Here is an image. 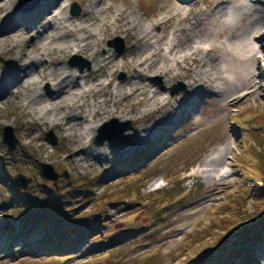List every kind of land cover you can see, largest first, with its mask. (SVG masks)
I'll return each mask as SVG.
<instances>
[{"label":"rangeland","instance_id":"rangeland-1","mask_svg":"<svg viewBox=\"0 0 264 264\" xmlns=\"http://www.w3.org/2000/svg\"><path fill=\"white\" fill-rule=\"evenodd\" d=\"M35 1L14 0L10 10L18 11L21 6L27 7ZM103 1L114 9L121 7L126 12L135 11L145 24L158 20L163 4V0ZM74 4L80 8L79 16L72 14ZM199 5L201 10L206 9L201 1ZM67 7L70 16L79 19L88 5L83 0L81 3L80 0H67ZM37 21L38 18H33V22ZM46 25L47 21L33 27L29 25L32 27L29 31L36 35ZM210 28L213 31L221 29L220 25ZM237 39L238 42L244 40V31L237 34ZM209 40L221 45L229 38L213 36ZM23 45L22 39L18 38L13 48L7 45L2 49L9 58L0 60V73L14 64L19 65ZM29 45L26 43L22 50V63H28L23 60V55ZM131 45L121 36L107 38L103 43L115 56L127 52ZM122 47L123 53L119 54L117 49ZM33 52L36 54V50ZM63 61V64L58 61L59 68H70L77 74H88L94 66L90 57L82 55H72ZM71 62L77 65L73 66ZM80 65L85 68L82 72ZM255 71L262 91L251 103L239 102L230 111L216 112L208 118L194 112L195 120L201 122L189 132L186 127L191 119H181L163 132V125L156 127L153 135L147 133L150 136L147 142L136 146L137 151L152 147H149L151 151L147 158L134 167L115 166L117 160H122L113 155L104 158L113 164L101 163V156H82L84 164L78 166L77 162L71 161L73 155L66 152L69 139L64 133L60 135L47 126L35 133L38 141L27 138L26 134L38 122L32 112L25 110L21 94L18 97L11 95L6 100L0 97V163L5 167L12 188L0 186V264H228L229 256L233 254L229 245L235 239H229L231 242L227 244L224 241L232 230L243 232L246 239L252 240L241 251L244 255L241 260L234 264H245L247 255L255 260L249 264H264V58L257 61ZM124 78L126 73L121 70L115 75L117 82ZM155 79L163 89L162 95L173 99L188 96L186 81L164 83L162 77ZM231 83L240 85L234 79ZM173 88H178L179 93L172 95ZM237 89L239 87L235 91ZM51 90V85L44 82L43 91L49 93ZM201 104L204 110L211 108L206 97ZM173 105L170 109L178 114L176 104ZM135 106L139 116L148 115L152 108L144 103ZM86 110L83 107L82 112L86 113ZM112 119L122 122L117 117L103 120L95 131L93 146L100 148L95 143L96 137L103 125ZM123 123H130L132 129L126 133L128 141L116 147L131 142V135L137 128L146 125L153 129L151 117L145 124L132 120ZM7 127L14 130L19 140L13 152L2 142ZM50 132L55 141L47 136ZM169 133L172 137L166 139ZM105 144L112 145L110 142ZM210 159L214 160L212 168L208 169L210 176H202L199 170ZM37 161L54 167L59 175L58 185L43 179ZM8 164L19 167L11 168ZM216 166L220 175L214 171ZM18 174L32 180L27 190L18 186L15 180ZM222 174L224 177L220 180ZM81 192L91 195L85 197ZM20 194L25 198L33 197L35 201L30 208L18 213L16 205ZM53 202L57 203L54 208ZM44 209L50 210L51 214L43 213ZM26 222L36 223V226L31 233L28 231L21 237V228ZM75 227L85 228L92 234L79 242L73 239L67 248L58 252L43 248L48 228L58 235H66L68 229ZM204 252L206 254L202 256Z\"/></svg>","mask_w":264,"mask_h":264},{"label":"bare ground","instance_id":"bare-ground-1","mask_svg":"<svg viewBox=\"0 0 264 264\" xmlns=\"http://www.w3.org/2000/svg\"><path fill=\"white\" fill-rule=\"evenodd\" d=\"M13 1L0 0V60L9 58L2 49L7 45L13 48L21 38V59L25 44H30L23 55L28 63L19 58V65L0 73V97L6 100L21 94L25 110L32 112L38 122L27 138L38 141L35 133L47 126L60 135L64 133L69 139L66 152L73 155L71 161L78 166L84 164L82 156H101V163L113 164L104 160L109 155L122 160H117L115 166H130L137 153L152 147L136 149L139 143L148 141L147 133L153 135L156 127L163 125V132L181 119H191L186 127L189 132L201 122L195 120L194 112L208 118L216 112L230 111L239 102L251 103L262 91L255 70L257 61L264 58V0H163L161 16L151 24L141 21L135 11L114 9L103 0H83L88 8L79 19L70 16L67 0H36L12 12ZM200 1L206 5L205 10H201ZM33 18L38 21L33 22ZM43 21L47 25L41 33L29 31ZM217 25L221 27L219 31L210 28ZM243 31L244 40L238 42L237 34ZM113 36L132 43L127 52L115 56L112 49L103 46ZM213 36L228 37L229 41L217 45L209 40ZM72 55L90 57L92 70L77 74L73 69L59 68ZM221 60L228 64L223 65ZM119 70L126 73V78L117 82ZM156 77H162L164 83L186 81L188 96L173 99L162 95ZM232 79L240 85L231 83ZM44 82L52 87L49 93L43 91ZM203 97L211 108L204 110ZM173 102L178 114L170 109ZM142 103L152 107L148 115L139 116L135 104ZM109 117L135 123H147L151 117L153 129L146 125L137 128L126 145L93 146L95 131ZM170 137L171 133L166 139ZM213 162L207 160L199 173L209 177ZM214 171L221 173L217 166ZM220 177L223 180L224 174ZM4 182L11 185L9 178Z\"/></svg>","mask_w":264,"mask_h":264},{"label":"trees","instance_id":"trees-1","mask_svg":"<svg viewBox=\"0 0 264 264\" xmlns=\"http://www.w3.org/2000/svg\"><path fill=\"white\" fill-rule=\"evenodd\" d=\"M149 150L151 151L150 148L148 149H144L141 152H139L132 160V163L130 165V167H134V165H138L141 164V162L147 158L148 154H149ZM4 165L2 163H0V186H4V187H10V184H6L4 182V180L7 178L6 174H5V169H4ZM261 187H263L261 185ZM83 193V192H81ZM92 193V192H91ZM49 195H52V192ZM82 195H84L85 197H90V192L85 194L83 193ZM35 198L33 197H28L25 198L23 197L21 194L19 195V201L17 202V211L19 213V211L23 210V209H27L30 208L32 206V204L34 203ZM57 203L53 202V208L55 207ZM45 211L43 213L49 215L51 214L50 210L44 209ZM17 212H15V214H18ZM42 213V214H43ZM44 215V214H43ZM65 217V216H64ZM68 218V217H67ZM36 226V223L33 222H26L24 223V225L21 228V237H25V235L27 234V232L29 231L31 233V230ZM47 236H46V240L43 243V248H45L47 251L49 252H54V251H61L63 248H67L68 247V243H70L73 239H77L78 242L80 240H82L83 238H88L92 232L86 230L85 228L80 229L75 227L74 229H68V233L66 235L64 234H56V232L53 233V231L48 228V232L45 231ZM236 230H232L230 231V234L227 236V239H225L224 243L227 244L229 242H231V240L229 239H235L234 242H232L229 247L231 246V248H229V250L232 249L231 253H233L232 255L229 256L228 259V264H234V262L236 261H240L242 256H244L241 251L245 248V246H247L252 240H249L248 238L246 239V234H242L243 232H239L237 233ZM29 234V233H28ZM258 240H256L257 242ZM261 243V242H260ZM74 245V244H73ZM237 247V248H235ZM235 248V249H234ZM208 250H205V252ZM203 253L202 256H204L206 253ZM246 263L245 264H249V261L255 262V260L251 257V255H247L246 258Z\"/></svg>","mask_w":264,"mask_h":264},{"label":"water","instance_id":"water-1","mask_svg":"<svg viewBox=\"0 0 264 264\" xmlns=\"http://www.w3.org/2000/svg\"><path fill=\"white\" fill-rule=\"evenodd\" d=\"M72 14L74 16H79L80 14V8L77 6V4H74L72 6ZM112 45V43H111ZM124 48L117 49L119 51V54L123 53ZM81 59V58H78ZM71 65H77L74 63H70ZM84 66L80 65V71L82 72L84 70ZM178 88L172 89V95H176L179 93ZM132 129V126L130 123H123L120 122L117 119H112L110 122H107L103 125V127L99 130V135L96 137L95 143L98 146L104 145L106 142H110L113 146H117L120 144H124L129 139V135L126 133ZM48 137H50L53 141H55V138L53 136V133L50 132L47 134ZM2 142L10 152H13L17 149L19 140L14 134V130L10 127H7L4 129ZM38 167L40 168L41 176L43 179L47 181L53 182L55 185H58L59 183V175L55 172L54 167H52L49 164H44L39 161H37ZM15 180L18 184V186L22 187L23 189L27 190L29 188V185L31 184V179L27 178L26 176L22 174H18L15 177ZM9 227V226H8Z\"/></svg>","mask_w":264,"mask_h":264}]
</instances>
